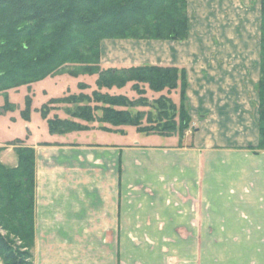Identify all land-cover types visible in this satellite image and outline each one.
Listing matches in <instances>:
<instances>
[{
    "label": "crops",
    "instance_id": "obj_1",
    "mask_svg": "<svg viewBox=\"0 0 264 264\" xmlns=\"http://www.w3.org/2000/svg\"><path fill=\"white\" fill-rule=\"evenodd\" d=\"M192 4L188 41H164L150 62L185 69L190 136L108 126L17 138L34 150L33 264H264L260 2L231 9L243 31L204 42Z\"/></svg>",
    "mask_w": 264,
    "mask_h": 264
},
{
    "label": "trees",
    "instance_id": "obj_2",
    "mask_svg": "<svg viewBox=\"0 0 264 264\" xmlns=\"http://www.w3.org/2000/svg\"><path fill=\"white\" fill-rule=\"evenodd\" d=\"M260 17V78L256 87L259 139L252 147L255 150H264V0H260ZM188 32L187 0H0V93L62 73L72 77L95 75L97 89L92 91V97L79 93L50 98L42 105L40 113L49 133L89 129L73 120L47 117V103L67 102L76 105L75 111L69 113L74 118L98 120L114 127L133 126L142 134H177L181 142L191 124L185 69L152 64L102 69L100 45L106 39L181 42L188 38ZM128 84L138 94L137 99L99 91ZM144 86L155 93L178 91L179 104L164 95L149 102ZM152 105L157 110L155 123L146 116L149 124L143 126L144 112L131 109ZM11 108L6 101L2 111ZM96 110L101 114L97 119L93 114ZM22 115L28 119V110ZM16 154V167L0 163V229L6 232L4 235L0 231V259L2 264H33L34 150L22 146L16 148Z\"/></svg>",
    "mask_w": 264,
    "mask_h": 264
},
{
    "label": "rangeland",
    "instance_id": "obj_3",
    "mask_svg": "<svg viewBox=\"0 0 264 264\" xmlns=\"http://www.w3.org/2000/svg\"><path fill=\"white\" fill-rule=\"evenodd\" d=\"M193 4L189 9V14L192 17V29L196 28V34L200 42H204L205 39L207 41L210 40V36L215 32L219 33L220 31L226 30V28L233 27L235 33H240L243 31L244 24H239L238 21L234 18L232 21V12L231 9L234 7V11L240 12L246 10H250V12L254 13V8L256 6V0H218L223 4H226L227 7H222L220 10H217L211 1L214 0H192ZM260 2V0H258ZM235 4H239L235 6ZM210 6H213L210 8ZM240 11H238V10ZM238 17V16H237ZM198 19V22L195 20ZM234 21V24L232 23ZM243 21V20H241ZM214 38V35H213ZM187 40V39H186ZM184 40V41H186ZM214 40H216L214 38ZM181 41V42H184ZM188 41V40H187ZM163 40H133V39H106L101 42L100 45V67L109 68H121V67H129L131 65H135L138 63L150 64L151 61H155L163 56ZM216 42V41H215ZM141 64V65H143ZM81 77H72L66 73L48 76L40 81L34 82L29 86H20L16 89H10L4 93H0V163L5 167L14 168L17 166V154L16 148H20L24 145L23 140H27L29 142L37 139H43L42 135L47 133L48 126L46 120L42 118L40 113V108L43 104H45L51 97L52 98H64L69 95H79V93H83L89 97H92L91 93L93 90H96L95 79L96 76H88V75H80ZM84 84L86 87L83 89H79L78 85ZM146 90V98L149 102H153V100L157 99L160 95H164L169 97L172 102H176L175 104H179V96L178 94H163L155 93L149 90L146 86H144ZM102 93L108 94H122L126 95L128 98L135 100L138 98V94L131 91L130 84H128L124 89L123 88H101L99 90ZM177 98V99H176ZM11 104L12 108L2 111V107L5 105V102ZM93 108L94 103H89ZM48 118L53 116H57L61 119H69L73 120L82 125H88L89 129L91 127L101 128L111 126L108 123L98 122V120H94V122H86L82 119L74 118L69 113L75 111V104L67 103V102H56L53 104H48ZM24 110H28L29 118L25 119L22 115ZM132 112L141 111L144 112L143 117L141 118V124L148 125V120L146 116L151 118V122L155 123L153 120L156 118L157 110H155L154 106H135L131 109ZM93 114L96 116V119L101 115L100 111H93ZM152 123V124H153ZM106 125V126H105ZM132 127L136 132L135 127L124 125L122 126L123 130H129ZM109 129V128H107ZM131 132V131H130ZM133 132V131H132ZM190 132H193L188 129L184 135L190 136ZM133 134V133H131ZM146 134H158L156 132H149ZM130 137V136H129ZM132 137V136H131ZM130 137V138H131ZM21 138L23 139L22 143H15L10 140ZM134 138V137H132ZM135 139V138H134ZM10 141V142H9ZM16 158V165L11 167L10 160H14ZM5 162H3V161ZM7 163V164H6ZM2 234H6L3 229H0ZM17 244H20L17 241ZM218 244H208L204 243V249L207 252H210L211 246H217ZM210 261V259H208Z\"/></svg>",
    "mask_w": 264,
    "mask_h": 264
}]
</instances>
